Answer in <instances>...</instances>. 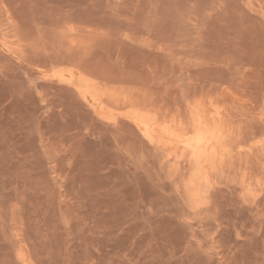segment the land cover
<instances>
[{"label": "rangeland", "instance_id": "374dc122", "mask_svg": "<svg viewBox=\"0 0 264 264\" xmlns=\"http://www.w3.org/2000/svg\"><path fill=\"white\" fill-rule=\"evenodd\" d=\"M69 68L169 111L213 94L253 188L236 162L191 198ZM263 143L264 0H0V264H264Z\"/></svg>", "mask_w": 264, "mask_h": 264}, {"label": "bare ground", "instance_id": "6f19581e", "mask_svg": "<svg viewBox=\"0 0 264 264\" xmlns=\"http://www.w3.org/2000/svg\"><path fill=\"white\" fill-rule=\"evenodd\" d=\"M76 69L69 68L67 69V74L57 72L52 74V76L73 86L100 119H109L114 122L117 116L109 113L108 105L110 104L112 106L111 103H115L122 106V108L119 107L120 109L116 108L119 109V111H122L123 108L125 109H123V113H119V115L122 116L120 118L124 117L131 122L142 137L156 147V150L159 149L165 158L170 161H177L179 165L183 163V166L186 168L185 173L183 171L184 177L186 175L185 191L191 198L198 199L199 197H208L205 195V192L215 183V176H217L221 170L223 172L224 168H229L236 162L240 164L239 166H242L239 167L241 169V181L239 184L242 183L244 185L249 183V178L247 177V175L250 176L248 174L249 172H247L248 165H243L242 163H246L247 158L246 160H242V162H238V159L242 157L244 151V142H242V138L237 139L236 133H234V129L230 122L231 118L229 120L225 108L219 104L217 99L213 97V94L209 95L206 93L207 96H205L206 94L195 95L196 98L190 97L191 99L189 98V100L185 101L184 108L182 105L179 106L180 108L182 107V110L177 107L178 109H175V111L174 109L169 111L164 109L165 104L163 107V103H161L162 106L155 105L156 103H153L150 94H147L150 98L147 100L136 98L132 96L129 91H124L122 88H106L104 84L97 81L99 79L97 77L99 76L95 77L97 78V80H95L94 76L96 75L91 77L89 73L87 74V72L85 73L81 69V71ZM41 73L43 77H47L46 73ZM108 80L111 81L110 79ZM108 80L106 81L109 82ZM112 81L110 83H117L116 80L115 82ZM130 87L133 88V86ZM219 92L220 91L217 93V98ZM226 93L225 91H221L222 96L226 95ZM155 97L153 96V98ZM219 98L222 99L221 96ZM160 101L162 100L160 99ZM160 101H156L158 105ZM221 101L225 100L223 99ZM167 109H169V107ZM234 126H236V124ZM257 145H259V142H257ZM262 145H264V143ZM247 164L249 163L247 162ZM175 168L177 169V167ZM175 168L174 170H176ZM179 168L182 171V168ZM176 172L177 171H175L176 175L180 173V171ZM250 181L253 180L250 179ZM251 184L249 183V185ZM247 186L248 185H246V187ZM251 187L252 185L249 188ZM194 199L192 202H194ZM198 205L200 206V204ZM20 255L23 262L26 264V259L22 254Z\"/></svg>", "mask_w": 264, "mask_h": 264}]
</instances>
